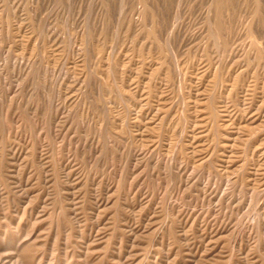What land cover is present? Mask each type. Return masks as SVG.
I'll return each mask as SVG.
<instances>
[{
    "label": "rangeland",
    "instance_id": "374dc122",
    "mask_svg": "<svg viewBox=\"0 0 264 264\" xmlns=\"http://www.w3.org/2000/svg\"><path fill=\"white\" fill-rule=\"evenodd\" d=\"M0 202L33 264H264V0H0Z\"/></svg>",
    "mask_w": 264,
    "mask_h": 264
},
{
    "label": "bare ground",
    "instance_id": "6f19581e",
    "mask_svg": "<svg viewBox=\"0 0 264 264\" xmlns=\"http://www.w3.org/2000/svg\"><path fill=\"white\" fill-rule=\"evenodd\" d=\"M213 2V1H212ZM217 7V6H216ZM215 18V17H214ZM218 18V17H217ZM216 18V19H217ZM215 19V20H216ZM214 20V21H215ZM219 20V19H218ZM209 22V21H208ZM218 23V22H217ZM215 24L216 23H214V26H215ZM220 24V23H219ZM218 25V24H217ZM214 28V27H213ZM215 28H217V27H215ZM222 31V30H221ZM213 34V33H212ZM215 34V33H214ZM218 34V33H217ZM225 34V33H224ZM223 34V35H224ZM254 37V36H253ZM222 39V38H221ZM219 40V39H218ZM220 41V40H219ZM218 43V42H217ZM216 46H217V44H215ZM214 46V45H213ZM218 48V47H217ZM220 48V47H219ZM218 53V52H217ZM218 57H220V56H218ZM217 57V58H218ZM245 106V105H244ZM244 109H246V108H244ZM248 109V108H247ZM220 110V109H219ZM244 111V110H243ZM136 113V112H135ZM214 113H216V112H214ZM243 114V113H242ZM217 115V114H216ZM242 117V116H241ZM229 119V118H228ZM216 130H217V128H216ZM238 131V130H237ZM239 134V133H238ZM233 137H235L234 135H233ZM236 137H238V136H236ZM232 138V137H231ZM230 138V139H231ZM233 139V138H232ZM233 142V141H232ZM219 143V142H218ZM218 145V144H217ZM45 172V171H44ZM45 178V177H44ZM43 178V179H44ZM74 181V180H73ZM40 182V181H39ZM46 184H47V182H46ZM237 188V187H236ZM11 189V188H10ZM227 189H228V187H227ZM231 189V188H230ZM232 190V189H231ZM237 190V189H236ZM70 191V190H69ZM72 191V190H71ZM231 194V193H230ZM246 194V193H245ZM38 195V194H37ZM69 195V194H68ZM28 198V197H27ZM31 198V197H30ZM67 198V197H66ZM70 199H72V198H70ZM68 201V200H67ZM72 201V200H71ZM30 202V201H29ZM42 202V201H41ZM1 203V202H0ZM55 203V202H54ZM34 206V205H33ZM32 206V207H33ZM128 206V205H127ZM132 208V207H131ZM3 209V208H2ZM131 210V212H134V211H132V209H130ZM2 211V210H1ZM93 212V211H92ZM2 213V212H1ZM16 213V212H15ZM14 213V214H15ZM96 213V212H95ZM45 214V213H44ZM71 214V213H70ZM47 215V214H46ZM29 216V215H28ZM40 216V215H39ZM7 218V217H6ZM18 218V217H17ZM38 219V218H37ZM96 219V218H95ZM30 220V219H29ZM35 220V219H34ZM171 220V219H170ZM129 222V221H128ZM189 222V221H188ZM187 222V223H188ZM8 223V222H7ZM90 224V223H89ZM126 224V223H125ZM172 224V223H171ZM100 225V224H99ZM166 225V224H165ZM190 225V224H189ZM188 225V226H189ZM174 226V225H173ZM187 226V227H188ZM211 226V225H210ZM25 227V226H24ZM119 227V226H118ZM121 227V226H120ZM176 227V226H175ZM213 227V226H212ZM220 227V226H219ZM4 228V227H3ZM77 228V227H76ZM98 228V227H97ZM146 228V227H145ZM227 228V227H226ZM25 229V228H24ZM79 229V228H78ZM225 229V228H224ZM92 230V229H91ZM95 230V229H94ZM34 231V230H33ZM26 232V231H25ZM93 232V231H92ZM127 232H128V230H127ZM169 232V231H168ZM212 232H214V231H212ZM16 233V232H15ZM34 233V232H33ZM140 233V232H139ZM215 233V232H214ZM217 234V233H216ZM11 235V234H10ZM20 235V234H19ZM42 235V234H41ZM102 235H103V233H102ZM173 235V234H172ZM14 236V235H13ZM13 236H12V239H11V236H3L2 238H1V240L5 243V244H7L9 247H7V250H8V252H9V256H7V254H6V256H2L1 254H0V264H33V263H35V262H37L38 263V261H39V259H38V256L39 255H37V253H36V249H31V248H29V247H27V246H25V245H23L22 243H20V242H16V243H14L13 242V240H15V239H13ZM101 236V235H100ZM37 237V236H36ZM20 238V237H19ZM32 238V237H31ZM201 238V237H200ZM17 239V238H16ZM91 239V238H90ZM239 240V239H238ZM19 241V240H18ZM93 241H95V240H93ZM203 241V240H202ZM23 242V241H22ZM37 242V241H36ZM66 242V241H65ZM91 242H92V240H91ZM119 242V241H118ZM131 242V241H130ZM35 243V242H34ZM38 243V242H37ZM67 243V242H66ZM36 244V243H35ZM49 244V243H48ZM129 244V243H128ZM169 244V243H168ZM38 245H39V243H38ZM42 245V244H41ZM62 245V244H61ZM85 245V244H84ZM50 246V245H49ZM66 247V246H65ZM85 247H86V245H85ZM84 246H83V248H85ZM219 247V246H218ZM1 248V247H0ZM53 248V247H52ZM80 248V247H79ZM90 248V247H89ZM89 248H88V250H89ZM118 248V247H117ZM173 249V248H172ZM205 249V248H204ZM238 249V248H237ZM4 250H6V249H4ZM56 250V249H55ZM62 250V249H61ZM70 250V249H69ZM81 250H83V249H81ZM86 250H87V247H86ZM53 251H54V249H53ZM135 251V250H134ZM217 251H218V249H217ZM48 252H49V250H48ZM83 252H84V250H83ZM63 253V252H62ZM77 253V252H76ZM81 253V252H80ZM115 253V252H114ZM127 253V252H126ZM69 253H67V255H68ZM83 253H81V255H82ZM94 254H95V252H94ZM191 254H193V253H191ZM244 254V253H243ZM67 255L65 256V257H67ZM69 256V255H68ZM92 256V255H91ZM169 256V255H168ZM218 256V255H217ZM95 257V256H94ZM108 257V256H107ZM196 257V256H195ZM48 258V257H47ZM83 257H81V259H82ZM87 258V259H86ZM111 258V257H110ZM198 259V258H197ZM204 259V258H203ZM38 260V261H37ZM41 260V259H40ZM47 260H49V259H47ZM46 260V261H47ZM85 261V262H84ZM49 262H50V260H49ZM82 262H84L85 264L86 263H90V262H92V259H90V258H88V257H84V259H83V261ZM81 263V262H80ZM92 263H94V262H92ZM92 263H90V264H92ZM123 263V262H122ZM177 263V262H176ZM59 264H61L60 262H59ZM83 264V263H82ZM124 264V263H123ZM167 264V263H166Z\"/></svg>",
    "mask_w": 264,
    "mask_h": 264
}]
</instances>
